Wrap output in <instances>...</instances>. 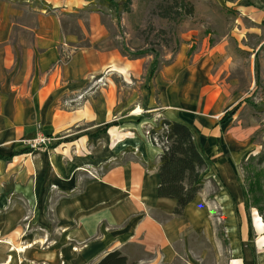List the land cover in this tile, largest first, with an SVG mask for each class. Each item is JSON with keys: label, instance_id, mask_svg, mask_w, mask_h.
<instances>
[{"label": "crops", "instance_id": "0c3cea01", "mask_svg": "<svg viewBox=\"0 0 264 264\" xmlns=\"http://www.w3.org/2000/svg\"><path fill=\"white\" fill-rule=\"evenodd\" d=\"M103 1L0 0V264H97L114 251L129 264L168 262L187 229L211 233L214 212L230 264H264V220L242 169L261 149L232 113L242 102L185 52L147 76L149 59L107 46L93 10ZM214 1L236 12L245 36L264 37V0ZM142 78L147 114L121 111ZM163 119L188 126L207 162L204 189L182 217L158 197L162 150L143 135ZM38 126L52 139L41 152L20 143Z\"/></svg>", "mask_w": 264, "mask_h": 264}, {"label": "rangeland", "instance_id": "374dc122", "mask_svg": "<svg viewBox=\"0 0 264 264\" xmlns=\"http://www.w3.org/2000/svg\"><path fill=\"white\" fill-rule=\"evenodd\" d=\"M131 1L130 13H122V10L120 13L110 11L107 5L101 3L94 7L93 10L102 13L103 22L110 31L111 39L107 46L116 45L123 54H126L124 49L130 51V54L139 55L152 51L158 55L160 68L172 63L182 52L187 53V59H196L199 65L212 73L215 81L228 86L237 101L242 102L236 104L232 113L242 121L244 128L250 129V143L259 146L263 154L264 47L259 52V69H256L253 55L264 37L258 41L245 36L242 33V26L239 27L241 29H236V12L219 6L214 0H186L194 8V14L191 16L184 14L185 10L181 12L175 7L179 0ZM124 2L125 0H116L115 3L123 7ZM160 7L173 9L171 20H165L160 16ZM178 12L183 13V16H177ZM69 30L76 31L75 20H72ZM148 55L145 56L149 59L146 62L147 76L151 71L150 62L153 63L155 60L154 55ZM143 82L144 78L130 86L136 90V97L130 98V95L121 97V111H133L136 112V116L147 114L144 112L147 109L146 100L140 95L142 92L140 83ZM118 86L122 88V93L129 91L123 83H118ZM245 97H248L245 101L239 100ZM159 121L143 129V135L147 140L146 133L157 127ZM38 129L40 131L34 139H25L20 143L31 149V145L39 136L50 139L43 134L41 126H38ZM111 134L115 137L116 130H112ZM101 171L103 170L100 169ZM262 183L264 186V179ZM48 214L51 216L52 212ZM211 227V233L207 236L191 228L187 229L183 241L175 247L177 256L171 261L156 264H230V250L228 245H224L223 222L219 212H214ZM148 259L147 256L143 258L146 262ZM146 262L143 264H149Z\"/></svg>", "mask_w": 264, "mask_h": 264}, {"label": "trees", "instance_id": "16d2710c", "mask_svg": "<svg viewBox=\"0 0 264 264\" xmlns=\"http://www.w3.org/2000/svg\"><path fill=\"white\" fill-rule=\"evenodd\" d=\"M229 1L235 2L237 0ZM103 2L110 11L117 13H120L121 10L122 13L131 12V0H125L123 7L117 5L115 3L116 0H104ZM175 7L179 8L181 12L185 10L184 14L188 16L194 14V8L186 0H179V3H175ZM159 10L163 19L171 20L174 12L171 7H160ZM177 16L182 17L183 13L178 12ZM119 21L120 18H118V24ZM124 52L126 53L124 56L132 60L141 59L148 54L154 55L155 60L151 66L150 76L153 77L160 70L158 55L154 52L147 51L141 55L130 54L131 52L125 49ZM257 78L259 79L258 74ZM109 127L111 125L107 128ZM107 128L104 130L106 131ZM149 132L152 144L162 150L159 164L160 186L158 197L175 201L176 207L173 215L182 217L187 206L204 189V171L207 167V162L200 153L195 143L193 132L188 126L163 119L159 121L157 127ZM263 168L264 153L256 157H250L242 166L250 206L256 209L264 220ZM225 244H227L226 241ZM97 264H129V261L120 251H114L107 254Z\"/></svg>", "mask_w": 264, "mask_h": 264}, {"label": "built area", "instance_id": "2783aa9c", "mask_svg": "<svg viewBox=\"0 0 264 264\" xmlns=\"http://www.w3.org/2000/svg\"><path fill=\"white\" fill-rule=\"evenodd\" d=\"M146 136H147L148 140L152 143V139H151L149 131L146 133ZM155 141H157V140H155ZM49 144H50V139L43 137V136H39L38 139L34 142V144L31 145L30 150H32V151H44L45 149H47Z\"/></svg>", "mask_w": 264, "mask_h": 264}, {"label": "bare ground", "instance_id": "6f19581e", "mask_svg": "<svg viewBox=\"0 0 264 264\" xmlns=\"http://www.w3.org/2000/svg\"><path fill=\"white\" fill-rule=\"evenodd\" d=\"M139 112H141V111H139ZM139 112H138V113H139Z\"/></svg>", "mask_w": 264, "mask_h": 264}]
</instances>
